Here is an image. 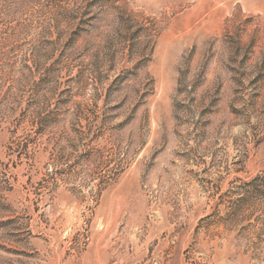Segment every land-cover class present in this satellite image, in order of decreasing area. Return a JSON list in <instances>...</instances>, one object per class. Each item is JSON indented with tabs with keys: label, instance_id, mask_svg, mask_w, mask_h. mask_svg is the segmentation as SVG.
<instances>
[{
	"label": "rangeland",
	"instance_id": "374dc122",
	"mask_svg": "<svg viewBox=\"0 0 264 264\" xmlns=\"http://www.w3.org/2000/svg\"><path fill=\"white\" fill-rule=\"evenodd\" d=\"M0 264H264V0H0Z\"/></svg>",
	"mask_w": 264,
	"mask_h": 264
}]
</instances>
